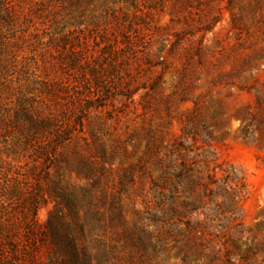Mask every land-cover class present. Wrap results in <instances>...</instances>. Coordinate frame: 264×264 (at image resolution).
Returning a JSON list of instances; mask_svg holds the SVG:
<instances>
[{
    "label": "rangeland",
    "instance_id": "374dc122",
    "mask_svg": "<svg viewBox=\"0 0 264 264\" xmlns=\"http://www.w3.org/2000/svg\"><path fill=\"white\" fill-rule=\"evenodd\" d=\"M125 35L140 89L91 112L50 183L96 184L104 223L121 215L101 239L149 241L150 264H264V0H0V128L26 102L61 110L50 85L64 78L62 36L92 60L101 37L116 49ZM10 150L0 143V183H34L40 163Z\"/></svg>",
    "mask_w": 264,
    "mask_h": 264
},
{
    "label": "trees",
    "instance_id": "16d2710c",
    "mask_svg": "<svg viewBox=\"0 0 264 264\" xmlns=\"http://www.w3.org/2000/svg\"><path fill=\"white\" fill-rule=\"evenodd\" d=\"M8 17L15 18L13 12ZM91 33L97 40L98 33ZM123 38L126 46L115 49L101 37L95 47H101L102 56L90 60L78 38L62 36L55 46L64 78L50 85L61 110L43 116L33 110L32 102H26L29 106L22 105L0 128L1 144L10 145L13 155L31 152L29 158L41 166L34 183L15 178L0 183V264H150L148 248L155 251L156 247L149 241H136L126 232L108 243L101 239L99 233L121 215L104 223L93 198L96 184L89 189H68L59 180L50 183V169L58 165L59 150L74 143L91 112L107 109L114 95L131 100L140 89L131 73L139 67L138 51L127 35ZM46 195L55 205L47 222L40 224L37 213ZM99 203L105 205L103 199ZM110 207L114 209L113 204ZM187 228L194 231L189 223Z\"/></svg>",
    "mask_w": 264,
    "mask_h": 264
}]
</instances>
